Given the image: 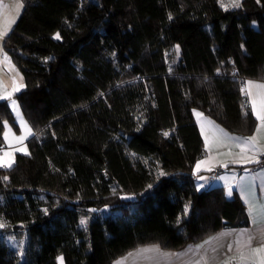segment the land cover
<instances>
[{"label":"trees","instance_id":"trees-1","mask_svg":"<svg viewBox=\"0 0 264 264\" xmlns=\"http://www.w3.org/2000/svg\"><path fill=\"white\" fill-rule=\"evenodd\" d=\"M21 1L3 47L34 135L0 167V264H115L248 225L241 198L197 186L194 110L252 132L241 89L264 78V0ZM5 121L18 129L7 99L0 150Z\"/></svg>","mask_w":264,"mask_h":264},{"label":"crops","instance_id":"crops-1","mask_svg":"<svg viewBox=\"0 0 264 264\" xmlns=\"http://www.w3.org/2000/svg\"><path fill=\"white\" fill-rule=\"evenodd\" d=\"M0 6L3 9L1 15L7 16L11 20L10 8L4 4H0ZM8 19H4L0 24H5L9 21ZM13 27L3 37V49L4 40ZM1 54L3 56L4 52L2 51ZM10 61H2L3 63L0 61V95L5 97L0 100L7 99L13 110L11 102L15 100L16 93L25 88V79L21 71ZM247 81L264 83V78H248L245 80L243 88L246 87ZM15 87H19V91H13ZM257 91L255 88L252 89L253 94H256ZM9 93L10 96H8ZM246 100L251 111V98L248 95H246ZM16 105L21 109L19 102H16ZM196 113L202 115L197 116ZM14 114L17 117L15 112ZM194 117L205 148L204 156L197 161V163L203 162L200 164L199 170L197 171V163L194 167L197 186L199 189H206L221 185L229 198L235 196L241 198L246 204L248 225L223 228L208 238L188 244L180 250L165 249L157 243L143 245L128 252L115 264H248V262L240 261L241 251L248 255V248L245 247L248 237L254 238L251 247H259L264 244V167L257 170L251 168L259 155L264 152V129L259 134L256 133L260 122L254 115V127L249 134L231 131L200 109L194 110ZM220 129L228 133L230 137L244 138L257 135V141L255 145H249L241 152V147L237 145L242 144V140L225 139L219 131ZM205 137H207V145ZM218 138L222 140V143L217 142ZM247 157H252L254 160L249 162ZM225 165L227 166L225 167ZM213 172H216L214 179L211 178ZM230 189L231 195L229 196ZM250 208L252 211L249 210ZM153 246H158L159 251H142L153 248Z\"/></svg>","mask_w":264,"mask_h":264},{"label":"snow or ice","instance_id":"snow-or-ice-1","mask_svg":"<svg viewBox=\"0 0 264 264\" xmlns=\"http://www.w3.org/2000/svg\"><path fill=\"white\" fill-rule=\"evenodd\" d=\"M259 2V0H258ZM231 6V7H240L241 6V0H230V5H225L223 3V0H221V7L225 8V10H227V7ZM23 7L22 4L17 3L16 4V8L19 9ZM171 19V16L169 17ZM14 19L12 21H10V23H14ZM6 34V32L0 31V39L3 38V36ZM56 39H60V35L59 33L56 34L55 36ZM178 50V48H177ZM4 61H8V57L5 55L4 56ZM255 88L257 89V93L253 94L252 89ZM13 91H19V87H15L13 89ZM242 92H245L246 95H248L251 100V112L252 114L256 117V119L260 122L259 125L256 128V133L259 134L261 132L262 129H264V83H256L253 81H247L246 82V87L241 89ZM11 94L9 93L8 96H10ZM5 98L3 95H0V99ZM12 105L14 109H17L18 106L16 105L15 100L12 101ZM243 107V106H242ZM197 116H201V113H196ZM245 116L248 115L247 112L244 113ZM23 127L26 130L25 135H21L19 137H15V139L18 142H22L24 139H26L27 135L31 134V129L28 128L27 124L23 121H21ZM209 123H212L211 121H209ZM4 126L7 129L4 133V138L5 140H8L9 137V133H10V128L7 124V121L4 122ZM222 133L223 138L225 139H232V140H242V144H238V147H241V152H243L244 148L248 147L249 145H255L256 141H257V135H252L249 137H244V138H238V137H230L228 135V133L223 132L222 129L219 130ZM165 136L168 135V133H164ZM205 142L207 145V137H205ZM218 143H222V140H220L219 138L217 139ZM15 151H22L25 154H27V149L26 148H17L15 149ZM249 162H252L254 160V158L252 157H247L246 158ZM236 162V161H233ZM255 162H259V161H255ZM14 163V157L11 155L10 152L8 151H3L2 154H0V167H7V168H11L12 165ZM203 162H198L197 163V171L200 168V164ZM227 165H225L226 167ZM161 175H163V173H161ZM5 180H7V177H4ZM201 179H203V177H201ZM228 195H231V189L228 192ZM250 211H252V209H249ZM185 211H187V208L185 209ZM86 221H81V224H85ZM4 227L3 223H0V228ZM253 237L249 236L248 240L245 243V247L248 248V255H245L244 252H240V261L241 262H248V264H264V244H261L259 247H251L252 241H253ZM239 243V242H238ZM199 247V246H198ZM142 251H159L158 246H153V248L150 249H143ZM61 260L62 262V257L58 258Z\"/></svg>","mask_w":264,"mask_h":264},{"label":"rangeland","instance_id":"rangeland-1","mask_svg":"<svg viewBox=\"0 0 264 264\" xmlns=\"http://www.w3.org/2000/svg\"><path fill=\"white\" fill-rule=\"evenodd\" d=\"M20 3L22 4V2L20 0H0V4H4L5 6L9 7L11 10V20H9L7 18V16H3L1 15L3 9L0 6V22H2L4 19H8L9 21L6 22L5 24H0V31L6 32L8 33L10 31V29L13 27V25L15 24V22L18 20L22 8L17 9L16 8V4ZM14 19V23H10V21H12ZM4 37V36H3ZM2 43H3V38L0 39V61H4V56L6 55L8 57V61H10L11 59L9 58V56L5 53V50L2 48ZM4 52V55L2 56L1 52ZM11 62V61H10ZM3 63V62H2ZM15 101L18 103V101L15 98ZM12 103V102H11ZM18 105V104H17ZM13 108V105H12ZM19 110V112H18ZM13 111L16 113L17 115V122H18V129H16L15 127H13V125L9 122H7L9 128H10V133H9V137L8 140H5V146L0 150V154H2L3 151H8L11 153V155L14 157V163L16 160V154L17 153H22L25 154L22 151H15V149L17 148H26L27 149V154L29 153V146H28V140L31 138V136L34 135L33 129L31 128V126L29 125L27 119L25 118V116L23 115L22 111L20 108L14 109ZM21 121L25 122L28 126V128L31 129V134L26 136V139H24L22 142H18L15 137H19L21 135H25L26 130L23 127ZM7 129L5 128L4 133ZM5 139V138H4ZM13 163V165H14ZM12 165V166H13ZM6 240L8 241V243L14 247H18V248H23V246L25 245L26 242V236L22 235L20 237L17 236H6Z\"/></svg>","mask_w":264,"mask_h":264},{"label":"built area","instance_id":"built-area-1","mask_svg":"<svg viewBox=\"0 0 264 264\" xmlns=\"http://www.w3.org/2000/svg\"><path fill=\"white\" fill-rule=\"evenodd\" d=\"M257 161H259V162H255V163L252 165V167H251L253 170H257V169H259V168H261V167H264V152H262V153L259 155ZM215 174H216V172H213V174H211V178H212V179L215 178Z\"/></svg>","mask_w":264,"mask_h":264}]
</instances>
